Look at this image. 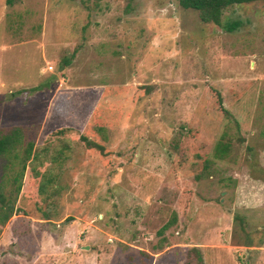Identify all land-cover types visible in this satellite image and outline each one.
Wrapping results in <instances>:
<instances>
[{
	"label": "rangeland",
	"instance_id": "obj_1",
	"mask_svg": "<svg viewBox=\"0 0 264 264\" xmlns=\"http://www.w3.org/2000/svg\"><path fill=\"white\" fill-rule=\"evenodd\" d=\"M222 21L240 27L176 0H0V129L37 152L0 264H264V2Z\"/></svg>",
	"mask_w": 264,
	"mask_h": 264
},
{
	"label": "trees",
	"instance_id": "obj_2",
	"mask_svg": "<svg viewBox=\"0 0 264 264\" xmlns=\"http://www.w3.org/2000/svg\"><path fill=\"white\" fill-rule=\"evenodd\" d=\"M178 6L183 10H192L198 14L199 20L204 24H213L215 26L221 27L226 32L231 33L235 31V29L240 27L239 22L234 23H223L222 19L224 13L235 6L239 5H247L257 2H264V0H176ZM7 5L12 4V0H6ZM62 74V72H61ZM38 87L30 88L26 90V92L33 94L37 91H40ZM214 96L218 102L220 107V111L222 113H226L224 108H222V96L220 93L214 91ZM250 111H247V115L249 116ZM237 125H239L240 121H236ZM63 130H59V133H62ZM83 142L89 147L100 148L97 144L89 140L88 138L81 137ZM24 140L23 136V128L21 127H12V128H2L0 129V158L3 156H7V163L9 166L14 165L15 161H18L19 171L17 174L11 179L10 183L13 186L12 190L6 194L5 186L9 180H5L6 178H2L0 181V226L3 227L7 224V222L15 215L17 208L15 207V203L17 201V197L20 194L22 188V178L23 174L26 171L27 163H30L32 160L36 159L37 152L34 149V144L32 141H26V144L23 148V154L19 156L15 151L17 145L22 144ZM244 145V144H242ZM231 147L230 141H225L224 137H219L213 144L212 150L209 154V160L205 161L204 169L210 167V165L214 164L216 161H222L229 153ZM247 150L250 157L253 156V148L249 145L244 146ZM13 160V161H12ZM249 166L251 168L252 174L258 179H264V170L252 161V158H249ZM236 220L239 223H242V219L239 216H236ZM176 222V217L173 216L168 224H166L160 233L166 231L171 225ZM197 262L199 264L202 263V258L198 257Z\"/></svg>",
	"mask_w": 264,
	"mask_h": 264
},
{
	"label": "crops",
	"instance_id": "obj_3",
	"mask_svg": "<svg viewBox=\"0 0 264 264\" xmlns=\"http://www.w3.org/2000/svg\"><path fill=\"white\" fill-rule=\"evenodd\" d=\"M3 47L6 48L5 46H3ZM3 47H2V48H3ZM2 50H4V49H2ZM1 52H5V51H1ZM2 63L5 64V61H3V59H2V61L0 62V89L2 88V86H4V84L2 83V78H1V77H2V74H3V73H2V67H3V66H2ZM3 75H4V74H3ZM4 76H6V75H4Z\"/></svg>",
	"mask_w": 264,
	"mask_h": 264
}]
</instances>
